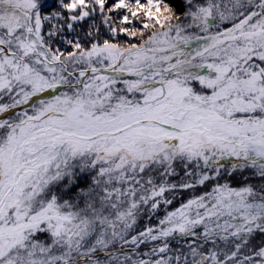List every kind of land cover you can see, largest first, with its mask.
I'll return each instance as SVG.
<instances>
[{
  "label": "snow or ice",
  "instance_id": "1",
  "mask_svg": "<svg viewBox=\"0 0 264 264\" xmlns=\"http://www.w3.org/2000/svg\"><path fill=\"white\" fill-rule=\"evenodd\" d=\"M0 264H264V0H0Z\"/></svg>",
  "mask_w": 264,
  "mask_h": 264
}]
</instances>
